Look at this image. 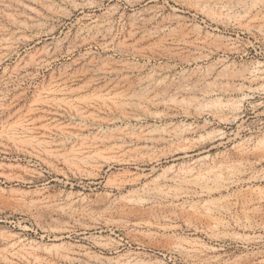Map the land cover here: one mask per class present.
<instances>
[{"label": "rangeland", "instance_id": "obj_1", "mask_svg": "<svg viewBox=\"0 0 264 264\" xmlns=\"http://www.w3.org/2000/svg\"><path fill=\"white\" fill-rule=\"evenodd\" d=\"M0 264H264V0H0Z\"/></svg>", "mask_w": 264, "mask_h": 264}, {"label": "bare ground", "instance_id": "obj_2", "mask_svg": "<svg viewBox=\"0 0 264 264\" xmlns=\"http://www.w3.org/2000/svg\"><path fill=\"white\" fill-rule=\"evenodd\" d=\"M256 64H257V63H256ZM260 65H261V64H259V62H258V65L255 66V67H260ZM261 66H262V65H261ZM253 67H254V66H253ZM259 73H260V72H259ZM142 202H143V201H141V200H136V201H135L136 206H139V207H140V205L142 204Z\"/></svg>", "mask_w": 264, "mask_h": 264}]
</instances>
